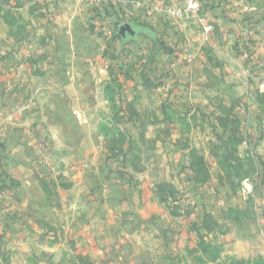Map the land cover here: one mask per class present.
I'll return each instance as SVG.
<instances>
[{
    "label": "rangeland",
    "instance_id": "374dc122",
    "mask_svg": "<svg viewBox=\"0 0 264 264\" xmlns=\"http://www.w3.org/2000/svg\"><path fill=\"white\" fill-rule=\"evenodd\" d=\"M161 18L0 0V221L34 229L10 247L0 223V264H264V86L198 28L211 73L170 87Z\"/></svg>",
    "mask_w": 264,
    "mask_h": 264
},
{
    "label": "crops",
    "instance_id": "0c3cea01",
    "mask_svg": "<svg viewBox=\"0 0 264 264\" xmlns=\"http://www.w3.org/2000/svg\"><path fill=\"white\" fill-rule=\"evenodd\" d=\"M151 1L155 3L170 2L172 0ZM176 1H178L179 6H183L184 0ZM203 2L202 16L190 20H174L163 13L156 12L163 19H157L153 25L157 26L156 29L164 37L166 48L164 46L157 47L159 52L155 55L153 61L162 53H164L163 57L166 56V59L175 58V63H172L173 73L179 74L180 82L177 84L172 82L170 87L175 86L176 88L179 84L180 88L189 91L191 87L202 83L210 75L211 70L202 66L199 60L192 64L201 53L203 55L207 51L205 48L203 50V47H197L203 40L198 36L194 38V33L198 28L201 29L200 33L204 34L202 29H205L206 24L214 27V31L211 33L212 51L209 52L221 58L226 55L231 58L232 56L236 57L238 53L244 55L247 61L243 69L246 76H249L245 80L246 83L253 85V83L260 81L264 86V0H240L238 3H227L222 0H204ZM146 30L142 28V31ZM193 41H197L198 45ZM227 42L230 46L226 45ZM190 47H192L191 50H189ZM229 50H233L235 54L227 52ZM176 57H180V59ZM181 60H184L186 65L176 64V61L182 62ZM231 61L238 65L239 60L234 58ZM187 63L191 65L189 66ZM235 64L231 67L235 69V74H237L239 71L237 67L235 68ZM218 71L222 73L221 68ZM0 223L9 229L5 240L10 247L14 245L21 247L34 239V229L27 223L21 227L9 223L8 219L3 222L0 221Z\"/></svg>",
    "mask_w": 264,
    "mask_h": 264
},
{
    "label": "built area",
    "instance_id": "2783aa9c",
    "mask_svg": "<svg viewBox=\"0 0 264 264\" xmlns=\"http://www.w3.org/2000/svg\"><path fill=\"white\" fill-rule=\"evenodd\" d=\"M204 0H184L183 6H179L178 1L170 2H152L153 10L158 13H163L174 20H190L199 18L203 14ZM227 3H238L240 0H222ZM207 33H212L214 27L207 25L205 27ZM248 192H251V187H248Z\"/></svg>",
    "mask_w": 264,
    "mask_h": 264
},
{
    "label": "water",
    "instance_id": "95a60500",
    "mask_svg": "<svg viewBox=\"0 0 264 264\" xmlns=\"http://www.w3.org/2000/svg\"><path fill=\"white\" fill-rule=\"evenodd\" d=\"M128 27L130 28V27H132V25H131V24H126V25L122 26V27H121V31H123V29L128 28ZM132 28H133V27H132ZM135 28L138 29V30L140 29V28H137V27H135ZM133 29H134V28H133ZM141 30H142V29H141ZM130 32L133 33L134 30H132V31L130 30ZM133 34H134V33H133Z\"/></svg>",
    "mask_w": 264,
    "mask_h": 264
},
{
    "label": "flooded vegetation",
    "instance_id": "af4514ba",
    "mask_svg": "<svg viewBox=\"0 0 264 264\" xmlns=\"http://www.w3.org/2000/svg\"><path fill=\"white\" fill-rule=\"evenodd\" d=\"M130 30L132 31V30H134L132 27H128V28H125V29H123V31L122 32H127V33H131L130 32ZM135 31V30H134ZM130 35V34H129Z\"/></svg>",
    "mask_w": 264,
    "mask_h": 264
},
{
    "label": "trees",
    "instance_id": "16d2710c",
    "mask_svg": "<svg viewBox=\"0 0 264 264\" xmlns=\"http://www.w3.org/2000/svg\"><path fill=\"white\" fill-rule=\"evenodd\" d=\"M155 61V60H154Z\"/></svg>",
    "mask_w": 264,
    "mask_h": 264
}]
</instances>
